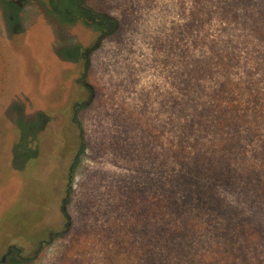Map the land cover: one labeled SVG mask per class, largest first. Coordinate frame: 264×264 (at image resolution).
<instances>
[{"label":"rangeland","instance_id":"374dc122","mask_svg":"<svg viewBox=\"0 0 264 264\" xmlns=\"http://www.w3.org/2000/svg\"><path fill=\"white\" fill-rule=\"evenodd\" d=\"M13 1L0 0V264H261L254 220L244 219L245 241L234 219L242 212L220 211L232 217L229 238L197 213L181 222L167 197L179 141L170 119L181 118L184 62L198 52L183 27L192 1L83 0L119 20L108 36L66 0ZM86 58L89 101L76 82ZM253 117L242 123L236 162L262 170L264 119ZM76 154L70 226L56 236ZM210 237L224 247L207 262ZM237 245L247 261H234Z\"/></svg>","mask_w":264,"mask_h":264},{"label":"trees","instance_id":"16d2710c","mask_svg":"<svg viewBox=\"0 0 264 264\" xmlns=\"http://www.w3.org/2000/svg\"><path fill=\"white\" fill-rule=\"evenodd\" d=\"M66 1V7L76 11L83 20L89 18L99 30L104 31V36L111 35L120 26L115 16L95 13L90 7H84L83 0ZM191 1L185 11L183 27L186 38L197 43L198 52L192 51L184 62V92L181 108L177 111L184 120L181 121L179 116L177 122L175 117L170 119L171 126L178 131L179 141L177 145H170L173 171L169 177L167 197L175 212L173 216H178L181 222L187 223L194 218V212L211 223L220 235L229 238L225 228L230 225L232 217L224 220L220 211L229 208L242 212L234 215V219L239 220L236 234L242 235L245 241L248 228L244 219L254 220L259 231L250 239L257 242L255 245L263 256L259 261L264 264V202L261 197L257 200L261 188L264 190V168L238 167L236 162L242 153L241 126L249 111L254 115L253 122L264 119V0ZM110 7L112 3L106 6ZM83 11L85 14L81 15ZM212 26L216 30L213 34L210 33ZM87 62L88 58L76 82L86 89L89 101L93 90L85 82ZM84 104L86 101L75 103L79 109ZM76 118L77 111H74V121L78 123ZM189 139L191 147L187 148L185 140L188 143ZM83 146L82 142L81 150ZM78 160L79 154H76L68 169L67 187L60 204L63 225L56 236L70 226L65 205ZM231 194L230 200L228 195ZM187 231L194 234L189 229ZM205 240L209 246L203 253L206 251L205 260L210 262L213 254L210 251L213 248L220 251L224 246L215 245L213 237ZM241 249L237 245L234 261L244 253ZM243 259L247 261L248 257L244 255ZM169 264L179 263L171 258Z\"/></svg>","mask_w":264,"mask_h":264}]
</instances>
